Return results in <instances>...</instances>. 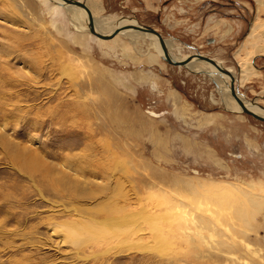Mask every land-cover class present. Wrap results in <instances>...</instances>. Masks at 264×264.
Instances as JSON below:
<instances>
[{
    "label": "rangeland",
    "instance_id": "374dc122",
    "mask_svg": "<svg viewBox=\"0 0 264 264\" xmlns=\"http://www.w3.org/2000/svg\"><path fill=\"white\" fill-rule=\"evenodd\" d=\"M140 1L94 15L220 61L264 109V51L243 84L234 58L264 19L255 0ZM50 3L0 0V264H264V207L234 244L225 200L233 184L264 203V121L227 107L206 72L146 62L148 39L101 43Z\"/></svg>",
    "mask_w": 264,
    "mask_h": 264
},
{
    "label": "bare ground",
    "instance_id": "6f19581e",
    "mask_svg": "<svg viewBox=\"0 0 264 264\" xmlns=\"http://www.w3.org/2000/svg\"><path fill=\"white\" fill-rule=\"evenodd\" d=\"M48 1L51 2L50 5L52 7H59V6L64 7V9L66 10V13L70 15V19L72 21H76L77 20V23L76 24L82 30L88 31V26L86 28V25H85V23L87 22L86 13H85V11H84L83 8L81 9L80 7L75 6V5H72V4H65L64 1H61V0H48ZM87 2H88V5H86V6H88L89 9H90V11H91V13H93L92 14L93 25H95L96 30L99 33H101V34L102 33H110L113 29H115L117 27H121L124 24H138V23H135V22L134 23H125L122 20L121 23H118L117 22L116 23V26H115V25L109 23L108 20L98 18V16L96 17V15H94V10H95V12L101 11L100 7L98 8V6H97V0H87ZM255 2H257V13L264 11V0H255ZM117 36L118 37L125 36V38L128 40V42L133 45L132 47L134 49L139 44L138 41L141 38L148 39L149 40V43H151V46H153V48L155 49V52L154 53L153 52H149V53H147L145 55L146 62H154L155 59H156V57L162 58V56H163V52H162V48L160 46V42H158L156 36L154 34L150 33V32H144V31H141V30L139 31V30H136V29H133V28H125V29H122L119 33L113 35L111 38H102L101 39V38H99L97 36L96 37L98 38V41L100 40V42L102 43L105 39L106 40H110V41H114ZM164 41L166 42V44L168 46V52H169L170 56L173 59L179 60L180 58L186 57V55H182L181 57H178V56L174 55L172 53V51H171V49H172V44L170 43L171 41H169L168 39H164ZM125 48L126 47H123V49H125ZM134 51H136V50H134ZM263 51H264V19H259L257 17H254L253 22H252L249 30L247 31V33L245 34V36L242 38L241 43L239 44L238 48L236 49V51L234 53V58H235L236 63L238 65V74H237L238 83L243 84V82H247L250 79L251 76H256L257 74H259L258 69L254 66L253 61H252L251 58L255 57V55H259V56L262 55L263 54ZM218 64L221 67H223L220 64V61H218ZM186 67H187L188 70H190L192 72H198V71H200V72H206L208 74V76L210 77V79L213 80L214 83L216 84L217 89H218V91L221 94V98H222L221 100L224 101V104L227 107H230L232 109H235L236 111L237 110L238 111H241L240 106L238 105V103L230 95V91H229L230 79H229V77H228V75L226 73L221 72L218 68H216L213 65L207 63L206 61L199 60V59L198 60H196V59L190 60V62H188L186 64ZM223 68H225V67H223ZM226 69L230 72V69L229 68L226 67ZM232 75H233V73H232ZM233 78H234V75H233ZM228 80H229V82H228ZM237 95L239 96L238 92H237ZM252 103H248L246 101L244 102L245 106L250 111H252L255 114H259L261 116H264V109H261V107L258 104H256V106H254V105H252ZM149 113L151 115H153V116H157L154 113H151V112H149ZM231 185H232V186H230V189H232L231 192L232 191L235 192L236 196H234L235 194L229 196L228 195L230 193L229 192L227 194L229 197H226V199L224 197L223 198L226 200V204H230L229 205V208H232V209H230L229 211H232L233 212V217L235 218V221L233 222V224L231 226L228 227V229L231 232V236H232L233 243L236 244L235 239L242 236L241 235V229L239 230V228L241 226V223L244 224V228L248 227L249 219L252 218V216L254 214H256V212L260 211V209L264 207V203L262 202V198L261 197H258L256 195H254L250 191L244 190V189H241V188H238V187L234 186L233 184H231ZM212 187L213 186H210V188H212ZM214 188H215V191L219 192V194H221V193L226 194L224 192H227V191H225L224 188H222V185L220 187H219V185L218 186H214L213 187V190H214ZM195 213H196V211H195ZM211 213L214 214V212H211ZM215 214H214V216H215ZM191 215H193V214H191ZM224 215L226 216L227 213H225ZM214 216H212V217H214ZM202 220H199L198 221L199 222V225L197 227L202 228V226H203V225L201 226V223L203 222ZM221 222H222V220H221ZM191 223L194 224L193 222H191ZM196 224H197V222H196ZM223 224H225V223L223 222ZM212 227L213 226L207 227V229L211 232L210 233L208 231L210 233L209 234L210 239L213 238V236L215 234H218L217 231H219V230H215L216 229L215 227H213L214 229ZM212 229H213V231H212ZM198 230H199V228H198ZM243 230H242V232H243ZM195 232L196 231H194V233ZM233 236L235 238H233ZM209 237H208V239H209ZM207 243H209V242H207ZM243 244H244L245 249L249 250L253 254L259 253L261 251L258 248L257 249H251L249 243H246V242L244 243L243 242ZM248 244H249V247H248ZM209 245L210 244H208V246ZM240 248H242V247H240ZM224 249L226 250V248H224ZM219 250H221V249L219 248ZM237 251H239V250L237 249ZM225 254H226V252H225ZM226 256H228V255H226ZM230 257H232V258L234 257L235 258V256H232V255H230ZM232 258H229V259H232ZM244 262L245 261L242 260V263H244Z\"/></svg>",
    "mask_w": 264,
    "mask_h": 264
},
{
    "label": "water",
    "instance_id": "95a60500",
    "mask_svg": "<svg viewBox=\"0 0 264 264\" xmlns=\"http://www.w3.org/2000/svg\"><path fill=\"white\" fill-rule=\"evenodd\" d=\"M64 1L65 4H72L75 6L80 7L81 9L83 8L85 13H86V18H87V22L86 25L88 26V31L99 37V38H111L113 35L119 33L122 29L125 28H133L136 30H141L144 32H150L152 34H154L158 40V42H160V46L162 48V52H163V56L162 58L169 64L174 65V66H185L188 62H190V60L192 59H196V60H204L207 63L213 65L214 67L218 68L221 72H224L228 75L229 79H230V85H229V91H230V95L232 96V98L235 99V101L238 103V105L240 106V109L242 112L250 115L251 117H254L255 119H259L264 121V116H261L259 114H255L252 111H250L244 104L243 100L241 98H239V96L237 95L238 90L235 88V84H234V79L231 75V73L226 69L221 67L218 62L216 60H214L211 57H208L206 55H203L201 53H194L193 55H188L184 58H180L179 60H175L173 59L169 52H168V46L166 44V42L164 41V38L161 36V33L158 32L156 29H154L153 27L149 26V25H145V24H124L121 27H117L115 29H113L110 33H99L96 28L95 25H93V18H92V13L89 9L88 6H86L85 1H79V0H61Z\"/></svg>",
    "mask_w": 264,
    "mask_h": 264
},
{
    "label": "flooded vegetation",
    "instance_id": "af4514ba",
    "mask_svg": "<svg viewBox=\"0 0 264 264\" xmlns=\"http://www.w3.org/2000/svg\"><path fill=\"white\" fill-rule=\"evenodd\" d=\"M83 1V0H82ZM85 1V3H86V5H88V2H87V0H84ZM104 2H105V5H106V7L108 6V7H110V5L112 4V5H114V4H116V5H119V3H120V5L122 6V7H125V8H127V5L126 4H124V0H116V1H112V3H109V0H103ZM142 1V0H141ZM140 1V2H141ZM97 6H98V8L100 7V9L102 10L103 9V7L105 8V10H106V7L103 5V3H102V6H99V1L97 0ZM115 6V5H114ZM145 8H147V7H145ZM148 9V8H147ZM99 12H101V11H99ZM122 20H123V22H125V23H138L135 19H133L132 17H130V16H124V17H122L121 19H119V23H121L122 22ZM111 24H112V22H111Z\"/></svg>",
    "mask_w": 264,
    "mask_h": 264
},
{
    "label": "crops",
    "instance_id": "0c3cea01",
    "mask_svg": "<svg viewBox=\"0 0 264 264\" xmlns=\"http://www.w3.org/2000/svg\"><path fill=\"white\" fill-rule=\"evenodd\" d=\"M102 1L103 0H100V2H101V6H102ZM112 1H116V0H109V3H112ZM124 1H126V0H124ZM130 1V0H129ZM127 3V2H126ZM112 5V4H111ZM111 5H110V7H111Z\"/></svg>",
    "mask_w": 264,
    "mask_h": 264
}]
</instances>
